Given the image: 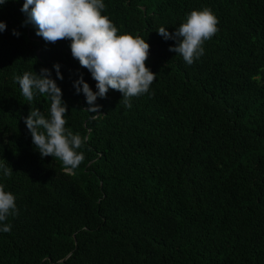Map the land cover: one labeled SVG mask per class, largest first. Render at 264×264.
Masks as SVG:
<instances>
[{
	"label": "trees",
	"instance_id": "16d2710c",
	"mask_svg": "<svg viewBox=\"0 0 264 264\" xmlns=\"http://www.w3.org/2000/svg\"><path fill=\"white\" fill-rule=\"evenodd\" d=\"M0 6V184L17 216L0 232V264H264V0H104L118 34L150 44L157 77L131 100L110 90L92 112L74 82H96L70 41L46 43L21 11ZM211 8L218 32L189 66L156 31ZM16 30L20 35H13ZM61 65L66 127L86 136L85 160L65 171L42 158L24 123L31 107L14 77Z\"/></svg>",
	"mask_w": 264,
	"mask_h": 264
},
{
	"label": "clouds",
	"instance_id": "9594fccd",
	"mask_svg": "<svg viewBox=\"0 0 264 264\" xmlns=\"http://www.w3.org/2000/svg\"><path fill=\"white\" fill-rule=\"evenodd\" d=\"M6 3L8 0H0V6ZM105 9L104 0H25L21 8L27 17L22 26L32 24L37 29L36 35L46 43L71 42L72 57L96 82L97 91L92 90L82 75L73 85L77 94L83 93L90 106L88 110L92 112H99L100 106L96 102L98 98L106 99L110 90L121 93L120 103L131 108L132 98L149 93L157 77L146 66L151 47L147 40L139 34H118L117 26L102 14ZM218 23L211 8L205 7L191 11L174 32L163 26L156 32L166 41H175L169 51L181 56L191 66L205 54L204 44L218 32ZM6 30V23L0 21V32ZM13 35L20 34L13 30ZM53 67L56 79L47 68H42L39 74L25 71L14 79L27 101H33L36 95L50 99L47 117L38 107H31L28 116L23 118L24 123L40 156L59 160L64 170L71 172L85 160L84 153L79 150L87 137L74 134L66 127L68 106L57 84V79L62 81L64 77L60 64ZM8 165L0 163V171L10 178L13 169ZM18 214L15 195L0 184V232H10L12 225L6 221L9 216Z\"/></svg>",
	"mask_w": 264,
	"mask_h": 264
}]
</instances>
